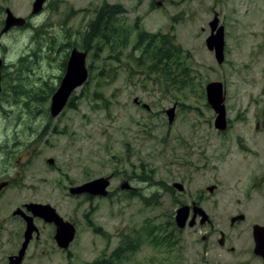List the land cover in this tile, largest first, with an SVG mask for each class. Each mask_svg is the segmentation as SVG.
Returning a JSON list of instances; mask_svg holds the SVG:
<instances>
[{"label":"rangeland","instance_id":"obj_1","mask_svg":"<svg viewBox=\"0 0 264 264\" xmlns=\"http://www.w3.org/2000/svg\"><path fill=\"white\" fill-rule=\"evenodd\" d=\"M33 2L0 0V30L6 8L25 18ZM104 3L124 8L118 22L131 30V44L119 59H111L110 50L96 56V50L89 52V80L73 95L77 109L66 108L54 119L49 110L65 74L62 64L83 45L87 26ZM215 14L225 28L221 65L206 47ZM137 20L141 30L170 33L189 53L192 79L186 87L160 84L128 56ZM31 24L4 38L2 55L13 68L7 70L0 96V112L4 106L11 113H0V140L8 150V139L18 136L20 150L17 157L4 153L0 170L12 176L22 170L23 182L20 190L13 185L6 192L0 210L49 204L77 231L69 249L61 250L54 226L36 220L39 237L30 243L23 264H93L109 258L124 236L144 238L155 226L174 221L184 205L199 204L224 230L234 209L264 211V199H259L264 194L251 190L255 169L264 167V0H50ZM213 81L227 88L232 127L223 133L214 127L216 115L205 96ZM175 105L170 125L166 112ZM22 152L19 169L15 163ZM110 175L106 198L69 193L71 187ZM126 181L134 190L120 189ZM212 185L216 190L210 193ZM153 195L154 203L145 206L141 198ZM6 220L10 234L0 243V264H7L24 241L25 224L20 241L19 224ZM206 231L210 228L176 231L172 247L142 238L139 249L120 264H207L210 256L200 240Z\"/></svg>","mask_w":264,"mask_h":264},{"label":"water","instance_id":"obj_2","mask_svg":"<svg viewBox=\"0 0 264 264\" xmlns=\"http://www.w3.org/2000/svg\"><path fill=\"white\" fill-rule=\"evenodd\" d=\"M50 0H36L33 4L32 15L40 14L45 6V4ZM158 6L161 5L160 2L157 3ZM220 20L218 14L214 15L213 20L208 23L210 27V35L206 39V47L210 52L214 53L215 60L219 65L223 64L225 61V28L219 24ZM27 21L24 18L17 17L13 14L10 9L6 10V19L3 33L8 32L13 27H23L26 25ZM87 57L88 51H81L78 48H73L69 55L65 74L59 84V87L53 94L50 104V115L52 118L59 117L63 111L66 109L70 98L73 93L79 88L83 87L87 83L89 78V70L87 67ZM3 61L0 59V93H1V69ZM226 93L224 84L220 81H213L206 86V98L207 104L216 114L214 127L219 132H225L228 128L227 123V109L225 105ZM145 109H149L147 105H144ZM176 105L167 110L166 114L168 116V123L171 125L175 121V111ZM48 164L54 165V160L49 159ZM111 176L100 177L98 179L89 181L82 185L71 187L69 190L72 196H82L88 195L92 198L101 197L106 198L109 195V187L111 185ZM5 185L0 186V190L5 187ZM174 188L180 192L184 191V186L180 183H174ZM121 190H134L128 181L124 182L120 186ZM216 187L209 186L207 188L208 192L212 193ZM25 211L19 209L16 211L24 217L26 222V229L24 232V242L19 253L15 257H11V264H22L27 249L30 242L33 240L34 235L39 234V229L34 223L35 218L42 219L45 223L54 224L56 227L55 241L59 249L68 250L70 245L76 236V226L70 221H66L57 210L49 204L40 203H29L25 205ZM195 210L194 219L196 215L202 217V223L207 222L209 216L203 210L202 207L198 205H193ZM191 207L189 205H184L180 207L175 213V222L178 229H183L186 227L187 222L190 217ZM198 213V214H197ZM244 216H238L233 218V222L243 219ZM190 222V226L195 225V220ZM256 241V248L254 249L256 254L261 256L264 260V227L255 226L254 237Z\"/></svg>","mask_w":264,"mask_h":264},{"label":"trees","instance_id":"obj_3","mask_svg":"<svg viewBox=\"0 0 264 264\" xmlns=\"http://www.w3.org/2000/svg\"><path fill=\"white\" fill-rule=\"evenodd\" d=\"M124 13V8L119 5L102 4L97 9L94 19L89 22L85 31L83 45L79 49L88 52L96 50L94 56L104 53L105 50H110L108 56L111 59H119V55L129 48L132 40L131 30L122 27L118 22L119 17ZM139 26V20H137L134 29L138 31V34L137 38H135L136 42L132 47L131 55L128 56H132L137 66L145 70L146 75L155 76V79L160 84L166 81L172 84H179L180 88L186 87L192 79L191 69L187 64V60L190 58L189 53L177 43L176 38L170 33H151L141 30ZM40 30L42 31V27ZM93 45H96L94 49ZM65 66L66 63L62 64L63 68ZM100 74L104 73L101 72ZM50 89L51 93L55 90L53 87ZM67 108L77 109L74 97L70 99ZM130 194L134 193L131 192ZM86 198L89 200L93 199L89 196H86ZM141 200L145 203V206H150L155 201V195L142 197ZM170 227L173 229L171 232H169ZM175 229L174 222H168L166 225L155 226L153 229L148 230L144 238L151 239L150 242L154 245L172 247L175 245L172 241L176 232ZM96 232L103 234L101 229H96ZM160 235H162V238ZM142 238L141 235L134 237L124 236L120 245L111 253L109 258L103 257L96 260L93 264L122 263L128 255L135 253L139 249Z\"/></svg>","mask_w":264,"mask_h":264},{"label":"flooded vegetation","instance_id":"obj_4","mask_svg":"<svg viewBox=\"0 0 264 264\" xmlns=\"http://www.w3.org/2000/svg\"><path fill=\"white\" fill-rule=\"evenodd\" d=\"M36 0H34L35 2ZM33 2V4H34ZM33 4H32V8H33ZM9 8H6L4 13H5V19H6V10ZM32 12V11H31ZM35 16L37 15H28L27 17H25V19L27 20V23L25 26L23 27H13L12 29H10V31L3 33V29L5 26V19L3 20V24L1 26V30H0V59H2L3 61V65H2V69H1V93L0 96L2 95V93L4 92V81L6 78V73L8 69H12L13 68V63H8V61L6 60V58H4V56L2 55V52L5 49V44H4V38L9 35L12 32L15 31H26L29 30L30 28H33L31 22L35 19ZM20 17V16H18ZM14 85V84H13ZM225 87V91L226 93L224 95L227 94V88ZM227 98V95H226ZM225 104H226V100H225ZM4 112L8 115H10L11 113L9 111H7L6 107L1 106V112ZM0 112V113H1ZM21 117V116H19ZM227 123H228V129H230L232 127V122L230 119H228L227 116ZM226 132V130H225ZM223 133V132H222ZM13 139V138H12ZM12 139H8V141L11 142V147L7 150L6 145L5 144H1L2 140H0V159H2L4 153L9 152L11 155L17 157L18 156V152H19V147H20V141H19V137H15L13 140ZM23 156V152L21 153V155L17 158L16 160V168H19L22 166V161L19 159ZM24 157V156H23ZM254 177H253V183H252V189L255 194H264V167H259L258 170L255 169L254 171ZM111 181L114 178L113 175H110ZM23 182V171H17L15 176L12 175H8L7 170L3 169L0 170V186L5 185V187H3L0 190V200L5 196L6 192L8 190H10L13 185H15L17 187V190L19 189V183ZM214 187H216L215 185H212ZM216 190V189H215ZM85 196V195H83ZM259 199H264V196ZM2 204L0 203V206ZM193 205H191V210H190V217L189 220L187 222V225L185 228L183 229H178L176 222H175V218H174V226L176 227V231H186V230H190V231H194L197 228L201 229L202 228H210V231H206V233L201 236V239L203 243L206 244L205 250L203 251L205 253V255L207 257L210 256V260H208L207 264H264V260L261 256L257 255L255 252V248H256V241L254 237V228L255 226H261L264 227V211H262L261 209H257V210H253L251 211L250 209H234L229 215L230 217V224H228L227 226H223L225 228L222 229L221 227H218V225H214L213 219L211 218V216H209V214L207 216H209L207 222L202 223V217L196 215V218L194 219L195 215V210L193 209ZM199 205V204H196ZM200 206V205H199ZM201 207V206H200ZM25 208V204L22 203L21 206L18 205V207H16L15 210H12V212H8L7 210H0V243L3 239V236L6 234H10V230H7L8 227V220H6L7 217L10 218V222H17L19 224V239L21 241L22 236H23V226L25 224V219L22 215L17 214L16 211L21 209L24 210ZM262 208H264V205H262ZM258 211V214L257 213ZM238 216H244L243 219L241 220H237L235 222H233V218H236ZM261 217L263 218L261 221L258 220H250L248 219L249 217ZM195 220V225L194 226H190V222L192 220ZM36 220H40V219H35ZM248 220L250 221V223L252 224H247ZM42 221V220H41ZM68 221V220H67ZM245 223V224H244ZM49 225H53L54 224H49ZM55 231H56V227L54 226ZM196 233L193 232V235H195ZM22 244H18L15 251H13L10 255H8L7 257V264H11V257H15L17 256V254L19 253V246L21 247ZM0 246H2V244H0ZM24 263V261H23ZM22 263V264H23Z\"/></svg>","mask_w":264,"mask_h":264},{"label":"bare ground","instance_id":"obj_5","mask_svg":"<svg viewBox=\"0 0 264 264\" xmlns=\"http://www.w3.org/2000/svg\"><path fill=\"white\" fill-rule=\"evenodd\" d=\"M20 76V75H19ZM13 140V139H12Z\"/></svg>","mask_w":264,"mask_h":264}]
</instances>
